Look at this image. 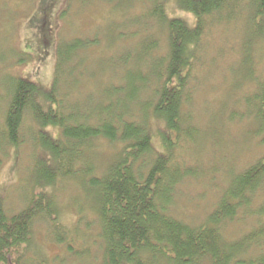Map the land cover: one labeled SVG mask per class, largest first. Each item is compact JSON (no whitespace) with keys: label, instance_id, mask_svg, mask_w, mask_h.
Segmentation results:
<instances>
[{"label":"trees","instance_id":"16d2710c","mask_svg":"<svg viewBox=\"0 0 264 264\" xmlns=\"http://www.w3.org/2000/svg\"><path fill=\"white\" fill-rule=\"evenodd\" d=\"M146 1L152 17L160 20L167 30V52L163 56L155 53L159 47L157 41H150L146 46L147 54L158 56L156 81L149 97L141 99L140 90L135 87L138 78H131L124 98L121 97L122 87L115 83L117 92L114 91L112 99L96 113L78 111L73 104H65L60 91L57 92L64 84L60 77L61 62L57 63L56 83L48 92L27 78L13 79L1 138L17 146L25 114L30 112L36 124L30 134L43 153L32 166L37 172L36 182L20 209L7 210L0 201V264H23L18 253L29 243L38 218L46 220L56 240L76 255L86 247L85 237L78 236L83 243L79 246L83 249L79 250L67 241V236L86 235L98 224L101 249L98 264H198L203 258H209L211 264H232L236 255L237 264H264V200L251 212L262 220L237 241L228 242L219 230L220 223L234 218L241 208L250 213L247 205L252 194L257 191L264 194V154L237 173L204 223L191 225L169 212L174 189L191 174V168L177 148L186 137L200 132L193 121L192 106L199 89L196 71L198 73L203 63L207 31L215 24L244 20L249 25L245 27L244 36L248 35L255 43L260 40L261 45L264 0H176L180 10L195 17L193 24L169 14L166 0ZM125 32L133 38L139 28ZM98 42V36L77 38L64 50L60 49V55L70 60V53ZM152 43H155L153 48ZM248 49L246 80L255 85L240 98L247 104V110L229 116L231 119L238 116L239 121L257 118L262 126L256 133L261 134L264 130V75L258 74L262 69L258 68L260 62L255 61V49ZM153 121L163 124L154 128ZM54 126L61 129L59 136L48 133L47 128ZM154 135L159 136L162 149L155 146ZM98 140L120 143L121 147L103 158L96 147ZM103 159L107 161L104 168L99 163ZM77 174L85 176L82 182L92 186L95 196L90 208L96 214H91L94 221H85L87 214L79 207L73 232L64 229L60 222L55 185L59 179ZM27 181H32L31 175ZM82 222L86 227L84 231L80 227ZM253 248H258L257 254L243 260L242 254ZM148 251L160 254L159 260L151 259Z\"/></svg>","mask_w":264,"mask_h":264},{"label":"rangeland","instance_id":"374dc122","mask_svg":"<svg viewBox=\"0 0 264 264\" xmlns=\"http://www.w3.org/2000/svg\"><path fill=\"white\" fill-rule=\"evenodd\" d=\"M165 5L169 14L181 16L193 24L195 17L180 10L176 0H166ZM222 23L213 25L207 36L205 34L203 63L199 74L196 71L199 89L192 113L200 132L186 137L177 148L187 167L191 168V174L174 189L169 212L195 226L204 223L218 206L237 173L264 154V130L261 134L256 133L262 122L255 117L250 121H239L238 116L234 119L229 116L247 110V104L240 98L255 85L246 80L248 47L255 49V61L260 62L258 68L262 69L258 74L264 75V37L260 45V40L255 43L248 35L244 36L245 27H249L244 20ZM138 28L139 33L133 38L125 32ZM166 33L160 20L152 17L146 0H0V132L13 79L27 78L48 92L56 83L59 62L64 84L57 92L60 91L65 104H73L78 111L96 113L101 105L112 99L115 83L122 87L121 97L124 98L130 89L131 78H138L135 87L140 90L141 99L149 97L156 81L157 55L163 56L167 52ZM86 36H98L99 42L70 53V60L60 55V49L64 50L77 38L83 40ZM150 41L159 43L157 55L147 54L146 46ZM154 44H150L151 48ZM252 65L255 67L253 59ZM154 121V128L163 124ZM35 125L31 113L25 114L17 146L3 141L0 133V201L10 211L20 209L36 182L37 172L32 166L43 152L30 134ZM47 129L53 136L61 134V129L56 126ZM154 143L162 149L158 135H154ZM96 147L106 158L121 146L120 143L115 145L98 140ZM99 163L104 168L107 161L103 159ZM29 175L31 182L27 181ZM84 177L69 175L55 185L60 222L64 229L73 232L79 207L87 214L85 221H94L91 214H96L90 208L95 193L89 183L82 182ZM263 200L264 194L257 191L247 205L250 213L241 208L234 218L220 223L219 230L225 240L237 241L262 220L251 212ZM80 227L82 231L86 228L83 222ZM98 230V224H94L91 233L67 236V241L79 250L83 248L79 247L82 239L78 236L85 237L86 247L76 255L56 240L46 220L38 218L29 243L20 248L18 255L23 264H98L101 254ZM257 252L258 248L250 249L242 254V258L246 261V256ZM148 253L151 259L159 260L160 254ZM211 262L209 258H203L198 264ZM232 264H237V255Z\"/></svg>","mask_w":264,"mask_h":264}]
</instances>
